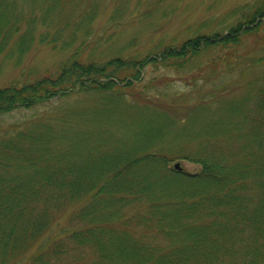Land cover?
Returning a JSON list of instances; mask_svg holds the SVG:
<instances>
[{"label": "trees", "instance_id": "1", "mask_svg": "<svg viewBox=\"0 0 264 264\" xmlns=\"http://www.w3.org/2000/svg\"><path fill=\"white\" fill-rule=\"evenodd\" d=\"M66 2L79 0H0V52L11 40L22 51L37 27L57 47L47 32L63 30ZM233 14L224 31L145 58L77 50L53 73L0 87V117L36 111L0 132V264H264V73L244 77L264 63V0ZM148 64L192 81L204 65L217 79L225 68L229 80L182 114L156 115L118 86ZM92 97L99 109L79 107ZM182 159L201 170L173 169Z\"/></svg>", "mask_w": 264, "mask_h": 264}, {"label": "rangeland", "instance_id": "2", "mask_svg": "<svg viewBox=\"0 0 264 264\" xmlns=\"http://www.w3.org/2000/svg\"><path fill=\"white\" fill-rule=\"evenodd\" d=\"M253 2L254 0H79L76 9L69 7L73 3L66 2L60 17L64 21L56 23L58 27L64 25L63 30L56 36L51 34L54 31L47 32L50 34L48 38L54 39L57 47L39 41V34L46 32L43 27H37L33 38L20 44L22 51L18 47L17 51L13 49L16 44L13 40L9 46H1L0 87L13 81L27 82L53 73L68 55L77 50L80 51L81 58L92 56L102 59L111 54H118L124 59L145 58L162 46H173L195 33L224 31L236 21L233 9ZM54 23L51 22L50 26ZM66 38H71V41L65 42ZM64 42L69 46L61 48L60 45ZM253 47V39H249L245 51L251 52ZM241 53L245 55V52ZM152 57L154 56L151 55L150 58ZM251 57L249 55V59ZM206 68L212 66L204 65L201 75L196 81H192L191 73L177 75L161 67L154 70V66L148 64L139 70V77L131 89L123 87L125 82L118 86L125 95L126 105H144L156 115L160 111L170 113V108L182 114L199 101L204 103L213 99L216 91H223V85H217L229 80L225 68H217L219 73H224L220 79L215 78ZM257 73H264V63L255 67L252 72L246 71L244 77L250 78ZM206 74L212 76L207 82L201 79ZM237 76L234 73L230 77ZM240 84L242 85V81L233 85L224 97L240 94ZM84 103L79 107L85 106L88 110L100 108L99 99L95 97L86 99ZM35 112L34 109H18L4 114L0 117V132L15 124L21 125ZM180 163L187 173L201 170V165L189 160L182 159Z\"/></svg>", "mask_w": 264, "mask_h": 264}, {"label": "bare ground", "instance_id": "3", "mask_svg": "<svg viewBox=\"0 0 264 264\" xmlns=\"http://www.w3.org/2000/svg\"><path fill=\"white\" fill-rule=\"evenodd\" d=\"M193 163V162H192ZM194 164H196V163H194ZM181 166V165H180ZM173 169H176V170H178V171H180V170H182L183 168L181 167V168H175V167H173ZM183 171H185L184 169H183ZM186 172V171H185Z\"/></svg>", "mask_w": 264, "mask_h": 264}, {"label": "water", "instance_id": "4", "mask_svg": "<svg viewBox=\"0 0 264 264\" xmlns=\"http://www.w3.org/2000/svg\"><path fill=\"white\" fill-rule=\"evenodd\" d=\"M175 167H176V168H179V165H178V164H176V165H175Z\"/></svg>", "mask_w": 264, "mask_h": 264}]
</instances>
